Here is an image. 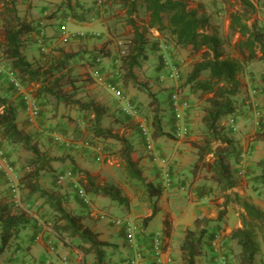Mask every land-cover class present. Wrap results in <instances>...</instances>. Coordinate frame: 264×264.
Returning a JSON list of instances; mask_svg holds the SVG:
<instances>
[{"label":"trees","instance_id":"1","mask_svg":"<svg viewBox=\"0 0 264 264\" xmlns=\"http://www.w3.org/2000/svg\"><path fill=\"white\" fill-rule=\"evenodd\" d=\"M115 2L123 9L122 24L131 27V36L126 49L120 55L123 82L130 81L138 86L134 68L146 58L148 42L146 34L149 28H155L166 44L169 43L175 48L189 49L191 53L198 54L199 59L192 64L185 78V84L192 92L206 96L201 117L202 134L199 142H194V146L197 147V158L192 172L205 168L211 174L215 189L220 191L219 196L223 200L216 220H222L228 204H235L241 209L238 212L240 226L231 230L229 238L238 245L239 264H256L255 257L264 242V210L236 192H226L238 183L232 172L231 161L238 159L240 151L234 139L219 124L221 118L235 114L237 111L234 97L242 87L239 78L243 69L242 60L227 54L224 40L201 3L192 6L186 0H115ZM236 2L240 8L229 12V28L239 35L235 46L244 53V62L250 60L264 62V25L259 27L255 19L248 22L260 0H236ZM63 3L70 8L69 0H64ZM93 7L88 6L80 12L70 9V17L84 21L85 13ZM141 8L146 22L138 24L136 18ZM35 31L37 25L19 15L17 0H0V56L7 61L9 67L7 70L14 72L15 77L24 87L29 88L28 91L37 102L42 98H54L64 106H74L80 111L87 130L95 138L102 140L113 138L120 143L117 153L125 179L132 187L138 201L149 207V214L141 220L143 228L159 210L162 192L160 183L143 174L138 160L132 156L133 146L130 138L114 132L108 126H102V117L107 112L103 103L96 99L82 102L73 98L71 91L63 88L65 84L74 83L66 68L67 60L74 54L60 49L57 54L41 56L37 60H31L26 56L24 45ZM101 55L106 53L94 55V58ZM203 72H207L206 78L201 77ZM258 78L264 88V70L259 72ZM10 85L15 89L11 83ZM150 127L153 138L162 136L170 138L173 135L163 129L161 118L156 111L150 120ZM87 141L90 145H94ZM3 142L6 146L28 153L19 165V188L28 196L35 195L36 198L41 199L40 204L48 208L50 220L46 218L44 220L51 225L54 234L64 241H69L67 238L76 239L75 246L83 257L87 254L92 255L90 263H85L83 258L82 264H106V248L113 244L100 239L98 233L83 222L80 213L67 208L64 194L55 188H45L40 183L39 179L43 173H53L58 168L53 162L63 159L48 154L30 133L18 126L15 104L9 97L0 94V143L4 149ZM5 155L7 156L6 152ZM207 155L210 157L205 158ZM69 159L74 169L72 171L70 168V174L75 176L77 186L75 184L74 186L77 188V194L81 188L86 194L104 196L126 208L129 207V198L122 194L119 185L100 182L97 180V175L79 168L72 157ZM10 163L13 164L11 161ZM260 163L262 168L253 179L264 184V151ZM8 190L10 193L9 186ZM27 205L30 206L29 203ZM30 219L31 216L24 210L18 209L11 198L0 200V255L12 245L13 241H18L21 229ZM162 223L164 233L168 235L170 221L167 216L163 218ZM204 235L203 227L188 228L185 231L179 247L181 264H196V259L202 251Z\"/></svg>","mask_w":264,"mask_h":264},{"label":"rangeland","instance_id":"2","mask_svg":"<svg viewBox=\"0 0 264 264\" xmlns=\"http://www.w3.org/2000/svg\"><path fill=\"white\" fill-rule=\"evenodd\" d=\"M187 1L189 4H192V6H195L194 1ZM222 1L225 2V5L226 3L229 5L226 10L224 9L221 12V14L223 13L222 15L217 14L218 20L221 19L218 25L220 27L219 34L224 40V47L227 54L242 60L243 69L239 75L242 87L234 97L237 106L235 118L238 130L235 133H231L228 130L225 119L226 117L221 118L219 124L223 126L227 134L234 139L236 147L240 151L238 159L236 161H231L232 172L237 179L238 184L243 188L245 186L252 189L254 191L252 192V195L256 198L261 194L263 200L264 184H260L259 181H254L253 178L262 168L260 159L264 151V122H261L260 120L261 118L264 119V88H262L258 78L259 72L264 70V62L258 60L244 62V53L235 46L236 41L239 39L238 33L232 31L230 28L226 29L224 25V18L228 15V12L239 9L240 6L236 0ZM207 2H209V0H206L205 4H207ZM218 3L219 7L222 8L221 1L218 0ZM115 10L116 8L112 9L114 16L109 18L110 23L108 24V29L110 31L109 34L112 38L106 39V42L108 41L112 44L111 46L114 51L113 55L115 61L112 60L111 66L106 65L107 67L104 69L105 71H101L99 65V70L103 75V78L112 81L115 88H117L120 93L117 94L116 92L108 90L102 82L93 79L92 72H89V66L90 64L92 65L94 55L104 54V47H97L94 45L90 51L89 49H86V58L93 57L90 61L89 59H85V57H81L84 53V49L81 48L80 43L74 41L75 38L68 40L65 43H56L51 53L52 56L53 54H57L60 49H63L65 52L74 54V56L68 59L66 63V68H68L67 72L74 80V83L65 84L63 88L71 91L73 98L82 102L96 99L107 106L106 108H110V106H113L116 103L119 104L117 108L119 111L117 113H115L116 109H113L112 111L108 109L106 114L102 117L101 124L102 126H108L114 132L131 139L133 146L132 156L141 161L140 166L144 171L146 170L144 164L150 163V160L145 153L143 146L144 143L138 124L140 122H145L150 126V120L153 113L156 111L157 115L161 118L162 127H166L173 134L174 118L170 109L169 93L176 88L189 103V108L184 120L188 125L189 132L183 139L184 142L192 141L191 146L195 149L197 154V147L194 146V142H199L202 134L203 124L201 117L204 112L203 108L206 104V96H199L198 93L192 92L189 89V86L185 84V78L188 71L191 69L192 64L199 59L198 54L191 53L189 49L172 47L169 43L166 44L162 37L157 45H153L152 52H149L148 49L146 50V58L141 60L140 64L134 68L138 86L130 81L123 82L121 77L122 69L120 67V55L122 54L121 50L126 49L127 42L131 36V27L122 24L123 16L120 13L121 11L119 9V11L115 12ZM211 11L213 12V10ZM144 17L143 10L139 9V14L136 18L137 23H143L145 21ZM252 19H255L256 24L259 27L263 26L261 20L264 19V15H262V13L258 14L257 11H255L251 14V18L248 22L252 21ZM96 37L100 38V34ZM26 46L27 43H25L24 47ZM33 48L35 53L28 54V58L36 60L34 58H36V56L38 58L39 53L44 52L40 51L37 45ZM103 56L105 55H101L100 57ZM166 63L177 68L180 73V76L177 79L159 80V74L165 69V66H167ZM201 77L206 78L207 72H203ZM8 82H10L9 79ZM23 88L26 90V87L23 86ZM14 91L19 97V101L23 102L21 92L16 89H14ZM38 105L40 113L35 120L34 125L36 124L37 128L41 129V132L45 134L46 138L37 139V142L41 147L47 150L48 154L56 156L57 158L60 157L64 160L53 162V164L58 167L53 173H43L40 176L39 180L42 186L48 189H58L62 194H70L71 190H73L75 197H78L77 188L74 186V184H76L75 176L72 174L70 175V168L72 171L74 169H72L71 163L69 162V157H71L69 152H67L69 145H64L65 142H68V144L73 142L76 146V150L87 152L91 163H93L94 166H99L97 180L119 185L122 194L129 198V207H132V210H136L141 215L149 210V207L145 203L138 201L132 187L125 179L123 168L120 165V157L117 153L120 146V143L117 140L113 138L106 140L95 138L90 131L87 130L86 123L82 118L80 111L74 106H64L62 103L55 101L54 98H42L38 100ZM63 118L65 119L63 122H57ZM169 122H173V128L171 125L169 126ZM128 123L135 128V134H133V137H129L130 135L126 134L125 125ZM45 124L47 125L45 126ZM54 132L60 135L61 139H54ZM35 133L36 131H33L32 129V134ZM170 138L175 137L172 135ZM86 139L94 145H100L102 148L101 153H97L91 147L84 146L83 141ZM253 140H256L255 144L250 143ZM4 151L9 160L13 163L18 175L19 165L28 153L21 149L12 148L11 146H4ZM97 155H99V159H96ZM209 157V155L205 156V158ZM239 170H242L241 175L237 174ZM59 174H64L66 176L61 184L56 183V177ZM102 174L103 176H101ZM6 184L7 182L5 181L4 190L6 191V197L11 198L8 185ZM214 190L216 191V197H221L219 196L220 191L215 189V187ZM88 195L93 197V195ZM20 197L21 206L17 208L24 210L32 219H30L25 227L21 229L18 241H13L12 245L0 255V264H41V255H39L38 252H31L30 247L27 244V242L30 243V237H33L36 233L39 235V239H36V242L41 243L43 247L46 244V240H50L54 246V249L51 252H53L54 256L58 257L57 260L62 262V258L66 257V264H81L83 258L81 257V254L80 257L78 252L75 256L70 254L72 245L68 244V242L75 244L77 242L76 239L67 238L69 241H64L51 231L52 227L44 220V218L50 220L49 210L47 207L40 204L41 199L36 198L35 195L28 196L26 192L21 189ZM68 198L69 197L66 196V200ZM27 203H29L30 206H28ZM100 205L104 208L107 206V203H100ZM124 213V211H117L113 214L121 216L125 215ZM131 215L132 214H130V217L133 218ZM140 216H136L134 219L139 218ZM37 219L41 220L43 223H39ZM155 221H158V217L155 218ZM175 240L176 237L173 239V246H175ZM34 247L37 248V246ZM229 248L232 250L231 246ZM121 252L122 251H118L116 253L113 249L107 250L106 264H111L115 261ZM91 256H85V263L91 262L93 258ZM255 260L256 264H264V242L261 244L260 251L256 255ZM55 262L50 261V264H60ZM198 264L202 263L198 262Z\"/></svg>","mask_w":264,"mask_h":264},{"label":"crops","instance_id":"3","mask_svg":"<svg viewBox=\"0 0 264 264\" xmlns=\"http://www.w3.org/2000/svg\"><path fill=\"white\" fill-rule=\"evenodd\" d=\"M192 1L195 2L194 5L198 3L203 4L206 14L209 15L211 22L217 27L219 31L220 27L218 25L221 19L218 20L217 14L222 15L223 13L221 14V12L224 9L226 10L229 4L226 3L225 5L224 1L219 0L222 4V8H220L218 5V0H209L207 4H205L206 0H189V2ZM63 2L64 0H17V8L21 17L25 18L26 20L33 21L36 25L39 20L44 19V31L48 41L47 51L44 52L45 54L40 52L38 58L36 56L34 59L37 60L41 56L51 55L55 44L62 43L58 39L61 32L65 31L69 34H72L73 37L71 39L75 38L74 41L80 43L81 48L84 49V53L81 55V57H85V59L90 60L93 58L92 56L86 58V49H89L90 51L94 45L97 47H104V52L106 55L101 57L100 69L101 71H105L104 69L107 67L106 65L111 66L112 60L115 61L113 55L114 51L111 46L112 44L108 41L106 42V39L112 38L108 29V24L110 23L109 18L113 17L114 12H112V9L116 8L115 12L119 11L120 9L121 15L123 14V9L119 7V4L116 3L115 0H69L70 8L67 7ZM88 6L94 7L88 13H85L86 19L84 21H79L70 17V9L80 12L82 9ZM141 10H143V8H141ZM211 10H213V12ZM256 11L258 14L262 13V15H264V0H260V2L256 5ZM48 14H50V16H48ZM145 22L146 19L144 23ZM261 23L264 25V19L261 20ZM224 25L226 29L229 28V12L224 18ZM35 32H33L30 35V38L26 40L27 46L24 47V52L27 57H29L28 54L35 53L33 48L37 45L35 43ZM98 34H100V38L96 37ZM146 36L148 39L146 50L148 49L149 52H152L153 45H157L162 37L155 28H149ZM1 58L2 56H0V59ZM1 63H4V65L3 67H0V94L9 97L15 104L17 110L18 126L24 131L30 133L35 140L46 138L45 134L41 132L40 128H37L36 124L34 125V123H29L27 120L25 106L23 102L19 101V97L8 82V63L4 59H1ZM118 105L119 104L116 103L113 106H110V108H106V110L108 111L109 109L112 111L113 109H116L115 113H117L119 111L117 109ZM64 120L65 119L63 118L57 122L60 123ZM260 120L261 122H264L263 118ZM76 121L79 122L78 120ZM168 124L173 128V122H169ZM46 125L47 124H45V126ZM32 129L33 131H36L35 134H32ZM163 129L168 130L166 127H163ZM125 130L126 134L130 135L129 137H133V134H135V128H133L129 123L125 125ZM155 142L158 151L162 155L170 156L172 158V184L169 187L162 188L159 199V210L148 221L147 225L142 228L143 233L148 234L159 232L163 237L166 251L174 258V264H181V253L179 247L185 231L188 228L193 229L195 227H203L205 229V235L202 241V251L196 259V264H198V262H201L202 264H210V246L212 236L214 232L220 231L224 238L228 240V246L232 247V250L229 248L228 264H239L237 259V253L239 251L238 245L229 238V235L232 229L240 226L238 212L241 209L237 205L228 204L226 206V212L223 215L222 220H216V216L218 214V210L221 207L223 198L216 197V191L214 190V184L210 177V172L206 171L205 168L192 172L193 164L197 158L195 149L191 146L192 141L184 142L183 138L177 139L162 136L155 138ZM255 142L256 140H253L250 143L255 144ZM3 144L6 146L4 142ZM64 145H69L67 152H69V155L73 158L74 162L79 168L87 170L93 175L98 174L99 166H94V164L91 163L87 152L76 150V146L73 142L70 144L65 142ZM138 162L139 165H141V161L138 160ZM53 165L56 166L55 164ZM144 165L146 166V170H143V174L148 178L158 182V172L153 164L150 162L145 163ZM101 176H103V174ZM5 181V177L0 172V200L7 198L6 191L4 190ZM180 186H184L185 190L180 189ZM73 192L74 191L71 190L70 194H64L65 197H69L66 200L67 208L73 212L80 213L83 216V222L91 226L98 233V237L100 239L109 241L113 244L111 247L106 248V250L113 249L116 253L118 251H122L118 258H116L115 261L111 263L119 264L128 249L125 243L123 229L113 225L107 218H100L99 215H97V212L104 211L109 214H113L117 211H124V214L127 216L132 214L131 216H133V218L140 216L141 214L136 210H132V207L126 208L123 205L118 204L116 201L110 200L104 196L91 197L93 204L89 206L83 203L79 197L76 198ZM226 192H236L246 197L250 202L258 205L264 210V199L262 200L261 194H259L257 198L252 195V192H254L252 189H249L245 186L243 188L237 183L234 187L228 189ZM100 203H107V206L103 208ZM147 214H149V210L135 220L141 223L142 217ZM165 216H167L170 221L168 235H166L163 230L162 220ZM156 217H158V221H155ZM37 235L38 233L35 235V237H30V243L27 242L30 247V251H34L35 253L38 252L39 255H41L40 259L42 260L44 258H49L52 262L56 261L55 263L63 264L61 261L57 260L58 257L54 256L53 252L48 250L46 244L43 247L41 243L36 242ZM174 237H176L175 246L172 245ZM68 244L72 245V248L70 249V254H72V256H75V254L78 252L79 257L80 254L81 257H83V254L74 243L68 242ZM34 246H37V248ZM85 256L89 257L91 254H87ZM83 258L81 260V264L83 262Z\"/></svg>","mask_w":264,"mask_h":264},{"label":"built area","instance_id":"4","mask_svg":"<svg viewBox=\"0 0 264 264\" xmlns=\"http://www.w3.org/2000/svg\"><path fill=\"white\" fill-rule=\"evenodd\" d=\"M44 19L37 22V31L35 35V43L41 51L46 52L48 41L44 31ZM73 36L65 31H62L59 36L60 42H67ZM124 50H121L123 53ZM101 63V57L96 56L92 61V65L89 66L90 71L93 74V79L98 82H102L105 87L117 94L120 93L115 88L112 81L103 78L100 73L99 65ZM167 64V63H166ZM0 67L3 64L0 62ZM7 75L10 83L13 87L21 92V98L23 100L25 111L27 114V120L29 123H35V120L39 116V106L35 97H33L27 90L23 88V85L15 77V74L11 70H7ZM180 76L179 71L176 67L167 64L165 69L159 74V80L164 81L165 79H177ZM170 109L174 118V137L177 139L184 138L187 136L189 130L188 125L184 122L187 110L189 108L188 101L181 95L180 91L176 88L169 93ZM226 125L231 133H235L238 130L236 123L235 114L226 116ZM139 130L144 143V150L149 157L150 161L156 166L158 172V179L163 188L169 187L172 184L171 177V165L172 159L169 156L162 155L159 153L150 126L145 122L138 124ZM54 139H61V136L57 133H53ZM83 145L86 147L93 148L97 153H101L100 145H90L87 140L83 141ZM99 159V155L96 156ZM0 172L6 179V182L10 188L11 201L16 207L21 206L20 188L18 184V176L13 164L5 155L4 149L0 143ZM238 175L242 174V170L237 172ZM71 175V174H70ZM64 174H59L56 177V183L61 184L65 179ZM180 189L185 190L184 186H180ZM78 196L86 205L91 206L93 203L88 195L79 189ZM97 215L100 218H107L113 225L121 227L124 232L125 243L127 245V252L124 259L120 264H174V258L166 251L163 237L159 232H153L144 234L143 229L136 220L127 215H110L104 211H98ZM39 223L41 220L37 219ZM50 225L49 223H47ZM39 239V235L36 236ZM46 245L49 251H53L54 246L50 240H46ZM227 240L224 238L220 231H216L213 234L210 246V264H228L229 249ZM62 263H67V258H62ZM41 264H50L49 258H44Z\"/></svg>","mask_w":264,"mask_h":264},{"label":"clouds","instance_id":"5","mask_svg":"<svg viewBox=\"0 0 264 264\" xmlns=\"http://www.w3.org/2000/svg\"><path fill=\"white\" fill-rule=\"evenodd\" d=\"M63 43V42H62ZM26 90L28 91V89L26 88ZM29 92V91H28ZM30 93V92H29ZM226 117V116H225ZM235 117H236V115H235ZM174 135V134H173ZM156 144V143H155ZM158 149V148H157ZM146 153V152H145ZM160 153V152H159ZM161 154V153H160ZM147 155V154H146ZM148 157V156H147ZM170 157V156H169ZM171 158V157H170ZM148 159H149V157H148ZM172 159V158H171ZM150 160V159H149ZM151 162V161H150ZM152 163V162H151ZM153 164V163H152ZM153 166L156 168V166L153 164ZM156 170H157V168H156ZM17 173V172H16ZM18 176V175H17ZM157 179H158V176H157ZM158 182H159V179H158ZM160 183V182H159ZM161 185V184H160ZM162 187V186H161ZM163 188V187H162ZM81 189V188H80ZM88 195V194H87ZM79 197V196H78ZM88 197L91 199V197L88 195ZM80 199V198H79ZM81 200V199H80ZM82 201V200H81ZM92 201V200H91ZM111 215V214H110ZM132 218V217H131ZM134 219V218H133ZM135 220V219H134ZM48 223V222H47ZM139 223V222H138ZM140 225H141V223H140ZM51 226V225H50ZM51 231H52V229H51ZM53 232V231H52ZM54 233V232H53ZM37 234V233H36ZM214 234V233H213ZM35 240V239H34ZM228 249H229V247H228ZM123 259H124V257H123ZM122 259V260H123ZM121 260V261H122ZM121 263V262H120ZM119 263V264H120Z\"/></svg>","mask_w":264,"mask_h":264}]
</instances>
